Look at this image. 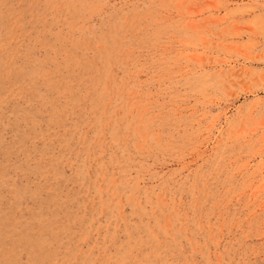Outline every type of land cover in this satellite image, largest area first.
Returning a JSON list of instances; mask_svg holds the SVG:
<instances>
[{
    "label": "rangeland",
    "instance_id": "1",
    "mask_svg": "<svg viewBox=\"0 0 264 264\" xmlns=\"http://www.w3.org/2000/svg\"><path fill=\"white\" fill-rule=\"evenodd\" d=\"M0 264H264V0H0Z\"/></svg>",
    "mask_w": 264,
    "mask_h": 264
}]
</instances>
